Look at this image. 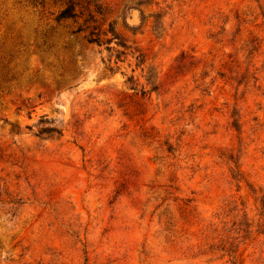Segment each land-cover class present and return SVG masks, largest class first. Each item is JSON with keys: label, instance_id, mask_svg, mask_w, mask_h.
Listing matches in <instances>:
<instances>
[{"label": "rangeland", "instance_id": "374dc122", "mask_svg": "<svg viewBox=\"0 0 264 264\" xmlns=\"http://www.w3.org/2000/svg\"><path fill=\"white\" fill-rule=\"evenodd\" d=\"M27 1L0 0V264H264L231 231L264 193V0H92L101 45Z\"/></svg>", "mask_w": 264, "mask_h": 264}, {"label": "trees", "instance_id": "16d2710c", "mask_svg": "<svg viewBox=\"0 0 264 264\" xmlns=\"http://www.w3.org/2000/svg\"><path fill=\"white\" fill-rule=\"evenodd\" d=\"M34 1L35 0H28L27 3L32 4ZM106 9H107V5L99 1L67 0L55 12L53 16V22L58 24L60 22L68 21V20L73 22H75L76 20H80V24L78 25L77 29L74 32H84L85 33L84 39L88 44L101 45L106 43V41H108L104 39L107 34H109L110 36L114 35L112 29H110V25H112L111 22L108 23L107 30L106 29L101 30V27L105 22L103 18L107 14ZM3 40L4 41L2 42V48L5 43L4 38ZM20 47H23V45L20 42H17L15 44L16 53H17L15 59L21 55L22 50H20ZM3 62L4 64L0 67V80L5 84H9L15 81V75L12 74L13 69L8 68L11 62L8 55L0 56V64ZM263 207H264V193L260 192V201L253 210L252 218L247 222L244 221L241 223H236V222L232 223L231 231H233V235H235L236 238H242L241 246L246 245V241L248 240V238L246 237L247 235L250 236L255 235V237L252 238V241H255L256 239L259 240L262 236H264V232L260 231L264 219L263 212L261 211ZM245 212H243L244 217L246 215ZM218 236L215 237L214 239L218 240ZM218 241L222 243L221 239ZM224 249H226L225 246L220 250L228 254L227 256L230 258H232V255L238 252V249L234 253L228 249L226 250ZM245 252L246 249H243L240 255L244 254Z\"/></svg>", "mask_w": 264, "mask_h": 264}]
</instances>
